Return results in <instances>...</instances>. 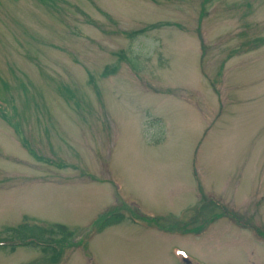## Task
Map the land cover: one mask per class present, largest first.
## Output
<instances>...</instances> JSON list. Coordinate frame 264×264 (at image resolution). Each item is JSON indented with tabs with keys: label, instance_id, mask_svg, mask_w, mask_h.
<instances>
[{
	"label": "rangeland",
	"instance_id": "1",
	"mask_svg": "<svg viewBox=\"0 0 264 264\" xmlns=\"http://www.w3.org/2000/svg\"><path fill=\"white\" fill-rule=\"evenodd\" d=\"M0 103V264H264V0H0Z\"/></svg>",
	"mask_w": 264,
	"mask_h": 264
},
{
	"label": "trees",
	"instance_id": "2",
	"mask_svg": "<svg viewBox=\"0 0 264 264\" xmlns=\"http://www.w3.org/2000/svg\"><path fill=\"white\" fill-rule=\"evenodd\" d=\"M42 4H48L51 0H38ZM114 71V69H113ZM1 110V109H0ZM60 228L65 230V226ZM13 237L11 240L5 239L0 240V248H16V247H32V248H41L44 251H54L57 252L56 244L51 238L47 239L50 230H47L41 226L29 227L27 225L13 228ZM259 235L263 237L264 232L258 231ZM46 236V237H45Z\"/></svg>",
	"mask_w": 264,
	"mask_h": 264
}]
</instances>
